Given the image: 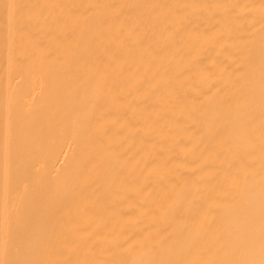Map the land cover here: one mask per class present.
I'll return each mask as SVG.
<instances>
[{"label":"bare ground","instance_id":"1","mask_svg":"<svg viewBox=\"0 0 264 264\" xmlns=\"http://www.w3.org/2000/svg\"><path fill=\"white\" fill-rule=\"evenodd\" d=\"M0 264H264V0H0Z\"/></svg>","mask_w":264,"mask_h":264}]
</instances>
